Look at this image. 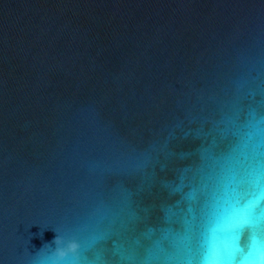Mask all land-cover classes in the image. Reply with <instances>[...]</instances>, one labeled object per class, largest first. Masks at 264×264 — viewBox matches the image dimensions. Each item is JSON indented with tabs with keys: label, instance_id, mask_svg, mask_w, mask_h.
Segmentation results:
<instances>
[{
	"label": "water",
	"instance_id": "obj_1",
	"mask_svg": "<svg viewBox=\"0 0 264 264\" xmlns=\"http://www.w3.org/2000/svg\"><path fill=\"white\" fill-rule=\"evenodd\" d=\"M260 114L264 0H0V264L57 233L81 264L101 237L113 264H187L184 197L206 225L264 174Z\"/></svg>",
	"mask_w": 264,
	"mask_h": 264
},
{
	"label": "snow or ice",
	"instance_id": "obj_2",
	"mask_svg": "<svg viewBox=\"0 0 264 264\" xmlns=\"http://www.w3.org/2000/svg\"><path fill=\"white\" fill-rule=\"evenodd\" d=\"M256 119L249 113V121ZM259 119H264L260 114ZM189 133L178 129L175 138L186 137ZM181 191L182 188H175ZM199 189H193L184 198L189 203L188 211L193 214L191 221H185L186 233L191 243L194 258L187 264H264V174L251 173L240 181L233 190L230 208L224 214L208 224L197 223L199 206ZM78 259L71 253L62 264H81L79 250ZM104 238L95 241L93 251L95 260L92 264H113L106 258L107 249L102 248ZM66 247V245H64Z\"/></svg>",
	"mask_w": 264,
	"mask_h": 264
},
{
	"label": "clouds",
	"instance_id": "obj_3",
	"mask_svg": "<svg viewBox=\"0 0 264 264\" xmlns=\"http://www.w3.org/2000/svg\"><path fill=\"white\" fill-rule=\"evenodd\" d=\"M52 243L55 244V248H51L50 244H45L51 249V254L46 260L42 261V264H62L69 253H71L74 258L78 259L77 250L79 245L74 239L65 241V239L57 233ZM64 245H66V247Z\"/></svg>",
	"mask_w": 264,
	"mask_h": 264
}]
</instances>
